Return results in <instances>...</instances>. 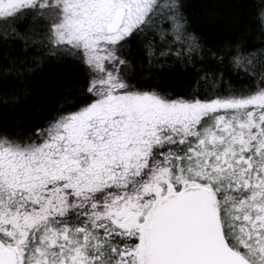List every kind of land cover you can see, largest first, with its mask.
<instances>
[{
    "label": "snow or ice",
    "instance_id": "obj_1",
    "mask_svg": "<svg viewBox=\"0 0 264 264\" xmlns=\"http://www.w3.org/2000/svg\"><path fill=\"white\" fill-rule=\"evenodd\" d=\"M28 15L45 31L0 32L25 45L0 60L5 112L44 98L50 65L82 75L40 127L0 130V264H264V46L213 43L185 0H0V21ZM254 20L264 45V0ZM150 33L149 77L191 72L183 94L133 83Z\"/></svg>",
    "mask_w": 264,
    "mask_h": 264
},
{
    "label": "trees",
    "instance_id": "obj_2",
    "mask_svg": "<svg viewBox=\"0 0 264 264\" xmlns=\"http://www.w3.org/2000/svg\"><path fill=\"white\" fill-rule=\"evenodd\" d=\"M187 12L192 21L193 29L205 34L213 43L224 39H231L239 36L241 31L247 29L246 44L251 47H262L258 23L254 20L259 0H185ZM45 31L44 22L39 20ZM14 26H9L5 30L0 29L5 36L19 37L27 33L26 27H19L14 31ZM160 43L158 34H148L141 40L134 41L131 49L126 53L127 57L135 63H143L144 71L134 73L138 87L155 88L162 91H170L183 94L190 87L191 72L172 70L162 71L158 77H149L147 69V51L142 44H148L149 40ZM29 56L36 55L39 52H48L49 48L44 44H33L31 40L27 42ZM25 50V45L16 39L12 43L5 41L0 37V60L11 54H20ZM54 51V49H52ZM175 51V49H173ZM165 64L170 61L162 62ZM52 71L48 74L44 98H36L34 106L27 109L25 116L18 121L11 110L5 112L3 104H0V130L7 128L14 134L31 132L34 128L40 127L45 117L50 115L47 111L60 103L55 81L61 80V87H68L75 84L81 78L82 69L78 68L72 59L65 62L50 65ZM22 124L17 127V123Z\"/></svg>",
    "mask_w": 264,
    "mask_h": 264
},
{
    "label": "rangeland",
    "instance_id": "obj_3",
    "mask_svg": "<svg viewBox=\"0 0 264 264\" xmlns=\"http://www.w3.org/2000/svg\"><path fill=\"white\" fill-rule=\"evenodd\" d=\"M39 20L44 22L45 29H46V26L48 23L47 20L35 19L31 15H28L26 17H21L17 20L0 21V29L5 30L9 26H14L16 31H18L19 27H26L27 32H29L30 30H34L37 32H43L44 29H43V27L41 28L42 24L40 23ZM54 51H55V49H54Z\"/></svg>",
    "mask_w": 264,
    "mask_h": 264
}]
</instances>
